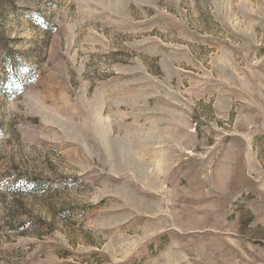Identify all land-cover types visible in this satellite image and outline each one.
I'll list each match as a JSON object with an SVG mask.
<instances>
[{"label":"rangeland","instance_id":"374dc122","mask_svg":"<svg viewBox=\"0 0 264 264\" xmlns=\"http://www.w3.org/2000/svg\"><path fill=\"white\" fill-rule=\"evenodd\" d=\"M0 264H264V0H0Z\"/></svg>","mask_w":264,"mask_h":264}]
</instances>
